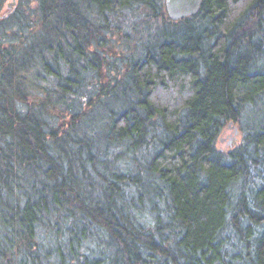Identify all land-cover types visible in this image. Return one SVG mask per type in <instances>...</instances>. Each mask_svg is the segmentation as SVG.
Wrapping results in <instances>:
<instances>
[{
	"label": "trees",
	"instance_id": "obj_1",
	"mask_svg": "<svg viewBox=\"0 0 264 264\" xmlns=\"http://www.w3.org/2000/svg\"><path fill=\"white\" fill-rule=\"evenodd\" d=\"M6 1L0 264H264V0Z\"/></svg>",
	"mask_w": 264,
	"mask_h": 264
},
{
	"label": "rangeland",
	"instance_id": "obj_2",
	"mask_svg": "<svg viewBox=\"0 0 264 264\" xmlns=\"http://www.w3.org/2000/svg\"><path fill=\"white\" fill-rule=\"evenodd\" d=\"M6 2H7L6 6H8V7L12 3L11 6H10V10H11L12 8L15 9L14 2L18 3L19 0H7ZM7 9H9V8H7ZM32 9H33V7H30L29 11H27L25 13L28 17H29L30 14H32L31 13ZM5 10H6V8H5ZM25 14H23V15H25ZM22 24L25 25L26 22H24V20H23ZM115 40H116V44L114 45L113 49L116 50L115 53H116V55L119 56L120 52L118 50V47H120V45L118 46V44H117L118 40L117 39H115ZM112 51L109 54L113 57V56H115V53H112ZM241 136L242 135H241V132H240L238 127H236V126L227 127L221 133L220 137L218 138L217 143H216V147L222 152H227V151L231 150L232 148L236 147L239 144V142L241 141Z\"/></svg>",
	"mask_w": 264,
	"mask_h": 264
},
{
	"label": "water",
	"instance_id": "obj_3",
	"mask_svg": "<svg viewBox=\"0 0 264 264\" xmlns=\"http://www.w3.org/2000/svg\"><path fill=\"white\" fill-rule=\"evenodd\" d=\"M202 0H165V11L171 21L195 16Z\"/></svg>",
	"mask_w": 264,
	"mask_h": 264
}]
</instances>
